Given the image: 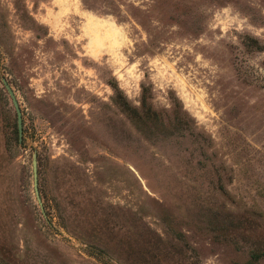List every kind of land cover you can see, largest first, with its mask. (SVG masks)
<instances>
[{"label":"rangeland","instance_id":"obj_1","mask_svg":"<svg viewBox=\"0 0 264 264\" xmlns=\"http://www.w3.org/2000/svg\"><path fill=\"white\" fill-rule=\"evenodd\" d=\"M0 264H264V0H0Z\"/></svg>","mask_w":264,"mask_h":264},{"label":"water","instance_id":"obj_2","mask_svg":"<svg viewBox=\"0 0 264 264\" xmlns=\"http://www.w3.org/2000/svg\"><path fill=\"white\" fill-rule=\"evenodd\" d=\"M3 84L10 96V99L12 101L13 107L15 109L16 113V120H17V131H18V140L19 142L22 141V132H23V121H22V112L19 107L18 100L15 96V93L7 80L3 79ZM32 178H33V191L36 197V200L39 204V207L41 211L44 213V207L42 200L40 198V193H39V184H38V160H37V154L34 152L32 155Z\"/></svg>","mask_w":264,"mask_h":264},{"label":"trees","instance_id":"obj_3","mask_svg":"<svg viewBox=\"0 0 264 264\" xmlns=\"http://www.w3.org/2000/svg\"><path fill=\"white\" fill-rule=\"evenodd\" d=\"M112 86L114 90L120 92L121 96H119V93H117L116 96L118 97L115 101L119 104V106L127 114V116L139 121L140 123H144L146 121L153 122L157 118L156 112L151 109L150 105L146 106V102L144 100L141 101V110H139L137 107L129 103L128 99L117 88V86L115 85Z\"/></svg>","mask_w":264,"mask_h":264}]
</instances>
